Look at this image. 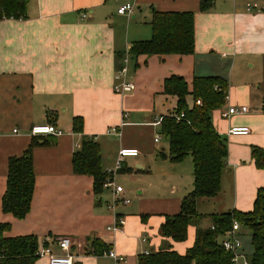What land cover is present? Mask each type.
Returning a JSON list of instances; mask_svg holds the SVG:
<instances>
[{
	"label": "crops",
	"instance_id": "obj_1",
	"mask_svg": "<svg viewBox=\"0 0 264 264\" xmlns=\"http://www.w3.org/2000/svg\"><path fill=\"white\" fill-rule=\"evenodd\" d=\"M27 1L25 18L0 21V224L10 225L6 237L35 236L39 251L49 247L56 254L61 252L45 238H68L73 264H114L105 253L88 254L92 239L124 257L123 264H137L139 255L159 250L162 243L184 254L193 245L195 227H188L181 243L162 238L159 228L166 216L179 211L193 182L184 184L172 167L167 174L178 179V188L164 195L161 183L151 179L154 168L178 164L160 157L164 149L157 151L160 140L155 143L153 137L156 122L175 108L176 99L163 94L164 80L173 75L182 77L189 90L194 77H219L228 85L224 106L211 115L215 131L227 141L221 192L197 200V212L204 216L199 226L210 227V220L203 222L209 215L252 210L257 191L264 188V170L255 168L250 155L251 147L264 149V0H211L206 12L199 11L202 0ZM124 5L133 6L131 15L117 13ZM246 5L255 7L247 11ZM152 11L194 13L192 55L130 58L133 42L151 38ZM81 13L87 18L81 19ZM124 68L123 80L134 89L120 95L113 87L122 82L117 77ZM242 106L246 114L222 118L229 107ZM74 118L82 120L80 134L72 131ZM39 125H52L62 134L30 135ZM234 127L249 133L229 135ZM111 129L119 134L108 133ZM83 137L98 143L100 166L108 175L121 149L138 151L107 178L119 186L117 174L124 173L133 183L126 190L119 186L123 192L115 206L112 187L94 195L93 178L73 173L72 156ZM34 140V193L29 213L17 220L1 211L7 161L21 156ZM118 218L123 225L108 231ZM238 234L246 258L252 252L250 239L243 244L241 228ZM35 264L48 260L40 257Z\"/></svg>",
	"mask_w": 264,
	"mask_h": 264
},
{
	"label": "trees",
	"instance_id": "obj_2",
	"mask_svg": "<svg viewBox=\"0 0 264 264\" xmlns=\"http://www.w3.org/2000/svg\"><path fill=\"white\" fill-rule=\"evenodd\" d=\"M27 0H0V21L19 20L26 16ZM211 0H202L200 12L212 8ZM149 40L133 42L128 51L130 58L139 56H187L194 53V13L152 11ZM228 85L219 77H194L191 89L179 76L164 80L163 94L176 99L175 108L161 117L159 134L168 143L167 154L161 158L177 164L190 157L193 165V188L180 202L177 214L166 216L159 228V235L173 243L184 242L187 230L195 227L193 245L180 255L170 244L147 255H139L137 264H233V255L224 250L221 242L237 222L250 233L252 252L246 259L249 264H264V188L257 191L253 208L243 213L233 210L223 214L209 215L210 227L201 228L204 216L196 209L199 199H211L221 192V178L227 159V141L219 135L212 124L211 115L220 110L226 101ZM191 98V106L187 98ZM72 131L82 132L81 118H74ZM32 141L19 157L7 161L6 189L1 199V211L22 220L30 211L35 188ZM251 159L256 169L264 170V149L251 147ZM100 148L94 138L83 137L72 156L75 175L93 178L94 195L101 194L110 176L102 172ZM9 224H0V264H35L38 260V241L35 236L6 237ZM89 255L101 256L109 247L99 239L88 245Z\"/></svg>",
	"mask_w": 264,
	"mask_h": 264
},
{
	"label": "built area",
	"instance_id": "obj_3",
	"mask_svg": "<svg viewBox=\"0 0 264 264\" xmlns=\"http://www.w3.org/2000/svg\"><path fill=\"white\" fill-rule=\"evenodd\" d=\"M255 5H246V10L250 11L252 8H254ZM133 12V6L131 5H124L118 8L117 13L119 15H131ZM81 19L87 18L86 13L80 14ZM124 62L127 63L128 59H124ZM126 75V69H122L120 73L118 74L117 79H122V82L116 84L113 87V91L116 94H126L134 89V85L130 82H125L123 78ZM227 99V98H226ZM248 112V109L244 106L242 107H229L225 112L221 114L223 119H228L235 115H244ZM161 119H159L156 124H160ZM13 132H16L13 131ZM114 133L115 135H118L119 133L116 132L114 129H111L108 133ZM249 133L248 129L245 127H234L229 131V135L232 136H239V135H247ZM62 133L58 131L54 126L52 125H39L34 126L30 129V135L32 136H55L58 137ZM160 138L156 137L154 139L155 143L159 142ZM138 156V151L136 149H121L118 152V157L115 162L114 170L109 171L110 175L115 174L117 171H119L122 167L123 160L125 158L129 157H136ZM113 188V206L116 205L120 201V197L122 195L123 189L119 186H114L110 181H106V183L103 185V188ZM122 203L128 204V200H121ZM123 220L118 218L116 220V223L108 228V231H116L123 225ZM240 230V226L237 222H233L231 230L228 232L227 236L224 238V240L221 242L222 247L224 250L229 251L233 255V264H236V261L239 258L243 259L242 264H249L247 259L240 254V250L242 247L241 241L238 238V233ZM45 243L47 242H53L58 250L61 252V254H56L51 251L49 247H44L40 251L38 250V257H46L48 260V264H73V255L71 254V241L68 238H62L58 240H51L49 237L45 238ZM107 257L113 260L114 264H123L124 263V257L121 255L116 254L113 250H107L105 252ZM144 255H147L148 252H144Z\"/></svg>",
	"mask_w": 264,
	"mask_h": 264
},
{
	"label": "rangeland",
	"instance_id": "obj_4",
	"mask_svg": "<svg viewBox=\"0 0 264 264\" xmlns=\"http://www.w3.org/2000/svg\"><path fill=\"white\" fill-rule=\"evenodd\" d=\"M187 100H188L189 103L191 102V99L190 98L187 99ZM244 107L247 108V106H244ZM154 136L155 137H158L159 136V138H160V144L158 146L157 151L159 152L160 149L163 148L164 149V154H167L168 147H167V144H166V140L163 137H161V135L159 134V128L156 129V132L153 135V137ZM189 159L190 158L188 157L185 160H183L180 164L178 163L175 166H171L170 165V166H168L167 169H162V168L156 169V168H154V174L151 177V179H152V181H155L156 183H161V185H162V192H163L164 195H167L172 190V186H174V188H178V179L177 178L176 179H172V178L168 177V174H167V172H170V173H173L174 172V171H171L173 169L172 167H177V169H179V171L181 172V176H182V179H183V183L184 184L188 183V184H190V186H192V182H193L192 181L193 170H192V165H191V162H190L191 160H189ZM157 163H159V162H157ZM152 164H153V162H152ZM154 165H158V164H155L154 163ZM117 175L119 176V181L117 183V184H119V186H121L125 190L127 188L133 186V183L132 182H129L127 178L121 176V175H127V174L120 173V174H117ZM166 184H168V185H166ZM127 198L129 200H131L130 197H127ZM177 213H178V211H176L175 214H177ZM203 222L205 224H208L209 223V219H207V221L204 220ZM190 227H194V226L191 225ZM241 230H242V233L244 234V236H243V244H246L248 242V240L250 239V233L245 228H241ZM162 244H164V243H162ZM164 246L165 245H162L160 248H164ZM240 253H241V250H240ZM242 262H243V259L242 258H239L236 261V264H242Z\"/></svg>",
	"mask_w": 264,
	"mask_h": 264
}]
</instances>
